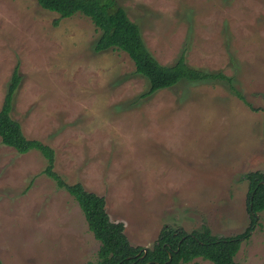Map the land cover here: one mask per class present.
<instances>
[{
	"label": "rangeland",
	"instance_id": "rangeland-1",
	"mask_svg": "<svg viewBox=\"0 0 264 264\" xmlns=\"http://www.w3.org/2000/svg\"><path fill=\"white\" fill-rule=\"evenodd\" d=\"M162 63L184 54L225 79H183L148 96L149 80L82 13L60 18L38 0H0V109L14 70L11 115L55 151L67 183L106 199L135 246L164 225L231 236L250 224L251 171L264 172V0H117ZM58 20L56 24L55 21ZM37 149L0 137V264H86L100 241L77 199ZM238 264H264V210ZM186 264H215L196 258Z\"/></svg>",
	"mask_w": 264,
	"mask_h": 264
},
{
	"label": "trees",
	"instance_id": "trees-1",
	"mask_svg": "<svg viewBox=\"0 0 264 264\" xmlns=\"http://www.w3.org/2000/svg\"><path fill=\"white\" fill-rule=\"evenodd\" d=\"M42 7L57 12L60 18L82 13L89 17L101 35L96 42L97 51L118 48L126 51L135 64V71L149 80L148 96L160 89L171 87L183 79H225L232 90L240 94L232 78L224 73H213L191 67L182 54L171 65L162 64L147 48L140 26L132 21L126 9L117 0H38ZM57 19L55 23H58ZM21 81L16 68L9 90L0 109V137L4 144L20 153L40 150L48 159L44 172L54 178L58 186L66 188L79 202L90 230L100 241L98 258L86 264H186L196 258L211 260L215 264H238L235 256L242 239L249 235L256 223L257 214L264 210V172L251 171L247 207L251 216L249 226L231 236L213 234L204 224L201 228L187 231L182 227L164 225L152 247L135 246L125 233L122 221L111 220L104 196L87 190L83 183H67L54 170L55 151L48 144L28 138L19 121L11 115L13 96ZM241 95V94H240ZM241 98H244L242 95Z\"/></svg>",
	"mask_w": 264,
	"mask_h": 264
},
{
	"label": "water",
	"instance_id": "water-1",
	"mask_svg": "<svg viewBox=\"0 0 264 264\" xmlns=\"http://www.w3.org/2000/svg\"><path fill=\"white\" fill-rule=\"evenodd\" d=\"M145 250H147V247H145Z\"/></svg>",
	"mask_w": 264,
	"mask_h": 264
}]
</instances>
